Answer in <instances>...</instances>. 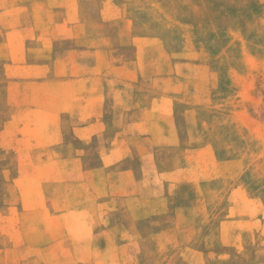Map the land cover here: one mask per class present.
I'll return each mask as SVG.
<instances>
[{
  "label": "rangeland",
  "instance_id": "rangeland-1",
  "mask_svg": "<svg viewBox=\"0 0 264 264\" xmlns=\"http://www.w3.org/2000/svg\"><path fill=\"white\" fill-rule=\"evenodd\" d=\"M0 264H264V0H0Z\"/></svg>",
  "mask_w": 264,
  "mask_h": 264
}]
</instances>
